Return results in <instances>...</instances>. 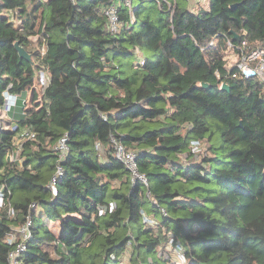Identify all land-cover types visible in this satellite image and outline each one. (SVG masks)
Returning <instances> with one entry per match:
<instances>
[{"label": "trees", "instance_id": "16d2710c", "mask_svg": "<svg viewBox=\"0 0 264 264\" xmlns=\"http://www.w3.org/2000/svg\"><path fill=\"white\" fill-rule=\"evenodd\" d=\"M111 3L116 33L103 14ZM232 33L264 48V0H0V106L6 90L30 91L23 113L0 124V187L13 210L0 209V264L28 212L21 264H168L176 240L181 264H264V82L226 67ZM40 71L50 73L43 91L32 87ZM25 127L35 138L10 161ZM110 135L136 152L147 184L114 156Z\"/></svg>", "mask_w": 264, "mask_h": 264}, {"label": "built area", "instance_id": "2783aa9c", "mask_svg": "<svg viewBox=\"0 0 264 264\" xmlns=\"http://www.w3.org/2000/svg\"><path fill=\"white\" fill-rule=\"evenodd\" d=\"M127 6H130V2L126 1ZM190 9L191 4L189 3ZM103 14L106 18V24L108 31L111 33H116L119 28V17L118 10L115 4L111 3L106 5L103 8ZM208 46L216 47L218 46V38L213 37L209 40ZM221 54L222 59L225 61L226 67H233L234 71L232 72V76L241 75L243 77H255L264 82V48L261 46H250L247 43L246 38L240 37L239 40H233L230 38H222L221 44ZM50 73L49 71H40L36 76L35 83L33 84V88H36L37 79H40L41 85L49 82ZM38 82V83H40ZM32 89V88H31ZM3 95V103L0 106V114H5V116L0 115V124L4 125V121L6 120V116L10 111L12 105H15L17 95L8 92L7 90L2 93ZM3 117L5 119H3ZM105 118V115H102ZM6 128L10 130H14L16 128L13 122H10L8 125H5ZM35 131L30 127L21 128L16 131L14 136V146L7 152V159L10 161H16L18 154L23 147V144L26 140L34 139ZM110 143L113 147L114 156L121 161L126 168L132 173L133 178H138L147 184L146 175L143 172H139L136 167V152L134 150L126 149L124 145L116 139L113 135H110ZM96 149L99 153L102 152V145L98 141H95ZM53 150L56 154V164L53 174L51 175L48 186L51 191H55V184L57 179L63 174L64 170L62 167V162L66 158L69 152V144L67 141L66 134L60 136L56 142L53 144ZM190 151L192 153H197L200 151V141L199 140H191L190 142ZM182 159L185 160L187 157V153H182ZM112 204H110V207ZM36 207V203L32 202L29 204V210L34 209ZM0 208H4L7 211L8 215L13 214L12 207L10 203L7 201L5 197V193L3 189L0 187ZM105 206H100L98 208L99 212L104 211ZM162 213L166 214V212L162 209ZM143 220L148 223H152V219L148 217L145 213L142 212ZM31 213L28 212L24 218L22 224L16 228H11V230L6 234V241L12 245V249L8 252V264H21L20 255L25 251L28 241L31 238ZM172 240H170L171 242ZM169 242V243H170ZM172 247V254L168 259V264L177 263L178 262V254L182 253L186 255L184 250L181 247V244L178 240L175 241L174 245H170ZM184 263V262H183Z\"/></svg>", "mask_w": 264, "mask_h": 264}, {"label": "rangeland", "instance_id": "374dc122", "mask_svg": "<svg viewBox=\"0 0 264 264\" xmlns=\"http://www.w3.org/2000/svg\"><path fill=\"white\" fill-rule=\"evenodd\" d=\"M206 1L207 0H188V2L191 4L192 8H196L199 5L205 6L206 5ZM138 57H140V56H138ZM37 81L40 82V79L38 78ZM38 82H36V85H37L36 88L38 90H42L43 91L44 89H46V86L48 85V82H46V84L44 83V85H41V82L40 83H38ZM63 87H64V83L61 84V89H63ZM28 95H29L28 91H23L22 93L17 95L18 96L17 97L18 98L17 102H16L15 105H12V107H11V109L9 111L10 115L7 116L8 118H12L13 117L15 110L17 112L16 115L14 116L15 118H17L19 115H21L23 113V106H24L25 103H27ZM16 105H17V108H15ZM0 115L1 116H3V115L5 116V114H0ZM3 119H5V118L3 117ZM218 154H219V156H223V154H226V151L223 150V151L219 152ZM168 248L170 250H172V247L168 246ZM126 256L127 255L123 256L124 260L126 259ZM186 257H187V255L179 253L178 256H177L178 262L179 263L185 262L186 261Z\"/></svg>", "mask_w": 264, "mask_h": 264}, {"label": "water", "instance_id": "95a60500", "mask_svg": "<svg viewBox=\"0 0 264 264\" xmlns=\"http://www.w3.org/2000/svg\"><path fill=\"white\" fill-rule=\"evenodd\" d=\"M234 6V4L232 5ZM232 36H233V39L235 40H238L239 39V35H237L236 33H232ZM14 46L18 52V55L20 58H23L27 61H31V55L30 53H28L23 46L19 45V42L18 41H15L14 42ZM200 85L202 87H207L208 84L206 82H200ZM220 88L222 89H225V90H228L229 89V86L226 82H222L221 85H220Z\"/></svg>", "mask_w": 264, "mask_h": 264}, {"label": "crops", "instance_id": "0c3cea01", "mask_svg": "<svg viewBox=\"0 0 264 264\" xmlns=\"http://www.w3.org/2000/svg\"><path fill=\"white\" fill-rule=\"evenodd\" d=\"M28 93H29V95H28V99H27V103H25L26 104V106L29 104V97H30V91H28ZM15 108H17V105L15 106ZM16 110H15V112H14V116L16 115ZM8 115H10V112H8V114H7V116ZM6 116V117H7ZM6 119H11V118H6ZM53 149V148H52ZM50 228L53 230V231H55V232H57L58 231V229H59V226H58V222L57 221H54V222H50Z\"/></svg>", "mask_w": 264, "mask_h": 264}]
</instances>
